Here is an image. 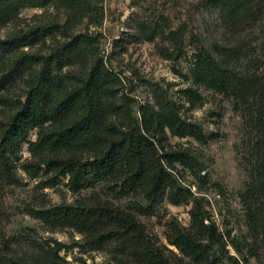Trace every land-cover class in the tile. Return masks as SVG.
I'll list each match as a JSON object with an SVG mask.
<instances>
[{"label": "trees", "instance_id": "16d2710c", "mask_svg": "<svg viewBox=\"0 0 264 264\" xmlns=\"http://www.w3.org/2000/svg\"><path fill=\"white\" fill-rule=\"evenodd\" d=\"M206 4L217 11L234 44L213 43L193 54L188 76L193 86L231 101L254 135L249 180L239 195L246 236L219 230L181 174L187 171L206 183L199 155L167 142L169 135L206 146L215 136L185 119L159 84L152 86V102L135 115L133 99L123 93L119 76L88 31L102 24L103 0H0V26L15 24L25 9L54 7L65 14L64 23L35 15L42 21L0 38V184L15 185L18 170L30 178L46 177L51 187L66 179L68 190L81 196L31 215L54 229L75 230L81 247L108 249V264H250L252 258L264 264L258 246L259 236L264 241V71L236 66L245 56L244 35L264 18V0ZM82 23L86 29L73 33L72 27ZM138 30L149 42L163 33L144 22ZM36 46L46 48L31 52ZM181 93L190 103L200 102L192 87ZM23 145L30 155L25 160ZM164 203L191 206L188 227L167 224L165 238L179 257L168 256L171 251L158 245L139 220L155 216ZM63 248L56 243L23 255L4 249L0 264H69L59 256Z\"/></svg>", "mask_w": 264, "mask_h": 264}, {"label": "rangeland", "instance_id": "374dc122", "mask_svg": "<svg viewBox=\"0 0 264 264\" xmlns=\"http://www.w3.org/2000/svg\"><path fill=\"white\" fill-rule=\"evenodd\" d=\"M103 8L102 24L89 27L88 31L98 40L100 53L108 66L119 76L123 93L133 99L135 115L139 116L140 106L152 102V86L159 84L179 104L185 119L200 125L206 134L215 136L206 146H200L192 139L169 135L167 142L171 147H191L199 155L204 164L202 175H206V183L193 178L187 171H181V174L191 192L202 199L219 230L230 231L235 237L248 235L239 195L249 180L254 159V135L241 116L233 111L231 101L211 90L193 86L188 76L193 54L201 49L210 50L213 43L234 44V38L222 28L217 11L210 8L206 0H103ZM39 14L43 18L65 22L64 12L54 7L25 9L15 24L0 26V38L16 28H27L42 21L35 17ZM142 22L158 25L163 33L151 42L146 41L138 30ZM85 29L86 25L82 23L71 30L76 33ZM171 30L177 34L169 35ZM244 37L245 56L236 66L263 72L264 18ZM45 48L36 46L30 51ZM190 87L198 92L199 103H190L182 95L181 90ZM30 137L34 139V132ZM20 156L21 160L30 158L26 145L21 147ZM17 177L15 185L0 184V251L6 249L4 251L23 255L35 247H53L60 243L64 248L59 256L69 264H108V249L81 247L78 243L82 236L75 230L54 229L31 215L33 210L69 204L81 196L68 190L66 179H60L51 187L45 185L44 176L30 178L18 170ZM86 195L82 193V196ZM190 208V205L164 203L155 216L139 218L147 234L171 251L167 252L171 258L181 255L165 238L167 224L177 222L188 227ZM258 246L259 255L264 259V241L260 236ZM227 248L235 255L229 245ZM259 261L252 258L249 263L259 264Z\"/></svg>", "mask_w": 264, "mask_h": 264}]
</instances>
